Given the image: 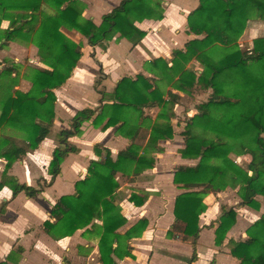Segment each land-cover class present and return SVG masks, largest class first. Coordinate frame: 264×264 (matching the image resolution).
<instances>
[{"label": "trees", "instance_id": "1", "mask_svg": "<svg viewBox=\"0 0 264 264\" xmlns=\"http://www.w3.org/2000/svg\"><path fill=\"white\" fill-rule=\"evenodd\" d=\"M83 6L79 0H0V13L27 10L39 14L37 23L10 20L8 28L0 32V47L10 40L29 41L37 47L40 61L47 66L29 69L25 74L31 84L27 91L13 89L0 98V128L21 133V136L0 133V158L5 160L0 189L7 185L12 196L20 191L33 196L42 188L41 184L34 187L19 182L7 171L47 136L55 118V89L65 83L81 56L79 44L61 31V24L66 23L83 35L91 46L103 47L116 34L136 44L145 33L134 22L161 19L164 11L159 0H120L96 25L81 15ZM251 17L264 21V0H198L186 16L187 32L194 37L183 49L173 52L171 65L163 58L151 61L159 69L154 75L166 78L169 89L160 88L157 79L141 73L134 79L122 77L108 94L110 102L103 103L98 111L86 107L74 114L70 128L59 132L61 145L52 151L48 164L50 181L46 185L60 173L64 157L77 152L68 138L81 134L84 121L91 119L94 126L103 129L116 126L117 132L131 142L115 159L108 149L94 147L98 158L89 160L85 176L74 182V192L60 196L52 206V220L43 223L47 234L61 238L90 225L99 235L100 264H117L114 256L132 257L127 240L139 235L147 221L142 218L124 233L117 231L126 218L115 204L119 186L116 174L135 177L153 167L155 160L149 150L161 151L163 148L157 141L173 137L171 118L180 97L174 89L188 95L208 90L210 93L196 105V112L184 120L181 131L184 146L178 152L183 158L197 159V163L180 165L173 174V183L184 191L174 198V219L165 236L195 240L200 230L199 215L206 209L203 198L228 186L239 185L240 202L259 209L258 197L264 200V49L243 50L236 43L220 45L215 40L217 33L238 38ZM191 60L202 64L200 72L186 67ZM15 71L14 63H2L0 80L9 79ZM13 82L11 78L5 86L13 87ZM151 106L159 108L155 119L143 109ZM145 132H148L147 142L142 148L135 140L144 138ZM233 150L250 155L246 169L231 159L229 154ZM129 200L135 205L144 202L136 193L130 194ZM235 216L234 207H221V214L215 220L216 245L223 243ZM94 219H99L101 224H95ZM245 233L244 240L228 239L230 255L238 264H264V210ZM195 258L193 251L187 263ZM6 259L12 261L10 254Z\"/></svg>", "mask_w": 264, "mask_h": 264}, {"label": "crops", "instance_id": "2", "mask_svg": "<svg viewBox=\"0 0 264 264\" xmlns=\"http://www.w3.org/2000/svg\"><path fill=\"white\" fill-rule=\"evenodd\" d=\"M79 1L84 5L81 15L91 19L96 25L100 24L103 14L109 12L120 2V0ZM197 3L198 0H165L161 19L144 18L134 22L145 33L136 44L116 34L112 39L105 41L103 47L91 46L83 35L72 29L71 32L76 31L83 37L81 56L65 83L55 89L56 101L53 105L55 118L49 132L36 149L29 150L21 159L13 162L7 171L19 182L34 187L41 184L42 188L33 196H27L23 191L12 196L11 189L7 185L0 189V262L4 261L6 264H100L97 230L88 225L86 228L76 230L72 235L54 238L44 231L43 223L46 220H52L50 210L56 200L62 195L74 192V182L85 176L89 160L98 158L94 152L95 146L108 149L111 157L115 159L118 152L125 149L131 141L118 133L116 126L103 129L101 126H94L91 119L84 121L81 125V135L69 137L71 142L75 143L72 145L77 147V152H69L64 157L60 164V173L49 185H46L50 181L48 164L52 151L61 145L59 132L70 128L72 117L78 110L88 107L98 111L103 103L110 102L108 94L113 91L122 77L134 79L138 73H141L157 79L160 88L169 89L166 78L161 79L154 75L155 72L159 73V69H155L151 61L163 58L169 61L168 65H171L173 52L183 49L185 43L194 37L187 32L186 16ZM17 12L20 13L22 10H7L0 13V17L2 16L0 32L8 28L10 20L15 19L14 13ZM249 32L253 38L256 34L259 36V31L256 32L254 28H251ZM13 46H20V44L10 40L5 46L0 47V61L4 59V56H9L7 54ZM192 61L196 60H191L186 65L187 68H192ZM1 65L2 63L0 67ZM42 66L45 65L42 64ZM89 69L90 71H87ZM98 76H100V82L96 84ZM16 88L27 91L30 85L26 80H19ZM173 91L179 96L183 93L175 89ZM179 100L175 105L179 104ZM143 109L151 119H155L159 111L156 106ZM173 111L175 113L171 118L173 137L157 141L163 148L161 151L149 150L155 160L153 167L143 170L135 177L127 178L115 192V204L120 207V213L126 218V222L117 231L124 233L142 218L146 219L147 225L139 235L127 240L131 247L132 257L124 256L119 259L114 256V260L117 264H135L134 259L137 256L138 264H152V255L155 253L172 259L173 264H238L237 259L229 253L227 241L229 238L234 240L246 238L245 229L250 224L246 225L242 214L236 213L235 223L227 231L223 243L220 245L214 243V228L217 225L215 220L221 214V207L228 209L233 206L226 198L227 190L210 192L203 198L206 209L199 215L200 230L195 240L181 241L165 236L168 226L174 219V198L184 191L173 183V174L180 165L192 166L197 163V159L183 158L178 152V149L184 146L181 135L184 117L181 121L176 107ZM145 133L144 138L135 140V143L141 145L142 148L147 142L148 132ZM75 159L83 161V164H78L81 165L83 173L77 177L73 176L78 167L74 162ZM4 164L5 160L0 158V175ZM118 174L122 175L117 173L116 179ZM132 193L139 194L144 198V202L141 205H135L129 200ZM117 196H121V199ZM1 207H3L2 210ZM239 210L240 212L246 211L244 208ZM258 211L261 213V210ZM250 212L248 211L249 214ZM253 214L251 212L250 215ZM258 216L256 215V218ZM94 223L99 225L101 221L94 219ZM210 223H213V226H209ZM158 231H160L159 235ZM162 236L165 238L162 242L186 248L190 254L158 245ZM139 251L143 255H139ZM193 251L196 252V258L187 263ZM8 254L12 261L6 259Z\"/></svg>", "mask_w": 264, "mask_h": 264}, {"label": "rangeland", "instance_id": "3", "mask_svg": "<svg viewBox=\"0 0 264 264\" xmlns=\"http://www.w3.org/2000/svg\"><path fill=\"white\" fill-rule=\"evenodd\" d=\"M159 1H161L162 7L165 6V0H159ZM178 1H181V0H178ZM170 6H171V3H170ZM11 11H14V10H11ZM14 15H15L14 16L15 19H13L14 21H19V20L23 19L26 21H32L34 23H37L38 19H39L38 12L30 13L27 10H22V12H20V13L19 12L14 13ZM250 27L254 28L256 30V32L259 31V34H258L259 36H257V34H256L253 38V35H251L249 32V31H251ZM60 29L63 32H65L71 39H73L75 42H77L79 44L80 48H81V46H83V42H84L83 37L80 34H78L76 31L71 32L73 28H71L70 26H68L66 23L63 22L60 26ZM215 40L220 45H230L232 43H236V44H238L239 48H241L243 50H245V49H264V21L261 19L255 18V17H251V19L248 20L247 25H246L245 29L243 30L242 34L238 38H233L229 35L217 33L215 35ZM14 41H16L18 44H20V46H13L12 50H10V52L7 54L9 56H4V59H1V61H0V63L8 62V63H14L16 65V71L13 72L9 78V79H11V78L14 79V82H13L14 84H13V87L10 85H9V87H7V86H5V84H7L9 82V79L4 78V79L0 80V87H1L0 88V98L5 97L10 91L15 89V86L18 85L19 80H26V81H28V84L31 85L29 79L25 75L26 73L29 72L30 68H32V67H47L46 65L42 66L43 63H41L37 53H35L37 47L33 43L26 41V40L23 41L21 39H16ZM40 63H41V65H40ZM95 66H96V63H95ZM191 66L194 70L197 71V73L200 72L203 68L202 64L199 63L198 61L197 62L192 61ZM87 71H90V69ZM97 79L98 80H97L96 84H98L100 82L99 81L100 76H98ZM4 87H6V89ZM209 93H210V90L204 91L201 93H196L194 95H188L187 93H182V95L180 96L179 104L175 105L176 109L179 111L177 113V115L180 118V120L182 121V118L184 117L183 118V121H184L186 116L192 114L193 112H196V108H195L196 105L200 102L205 101L208 98ZM55 101H56V99H55ZM55 101H54V103H55ZM54 103H53V105H54ZM1 132H5L8 134H12V135L16 134L17 136L18 135L21 136L20 132L14 130L12 128H0V133ZM79 135H81V134H79ZM79 135H77V136H79ZM71 141H72L71 138H68V142L75 145V143H73ZM229 156L231 157V159H233L234 162L238 163L241 167L246 169L247 163L250 160L249 154H244V153L236 152V150H233L230 152ZM74 162L77 163V165L83 164V161L76 160V159ZM65 169H66V167H65ZM82 173L83 172L81 170V165H78L77 172L73 176L77 177V176H80ZM127 178L129 179L130 177L118 174L117 179L119 181V185H122L123 181L126 180ZM163 184L165 185L166 182H164ZM170 185H171V183H170ZM238 187H239V185L234 186V187L228 186L224 190H227L226 198L229 200V203L231 205H233L232 207L237 209L236 213L239 212L240 214H242L241 216L245 220L244 222L247 225L248 223L250 224L256 218V215L257 216L259 215L260 211H258V210H261V213L263 212L264 200H263L262 196L258 197L259 203L261 206V209L259 207L258 210L253 209L247 205H243L240 202L241 200H240V197L238 194ZM117 198L121 199V196H117ZM224 205L228 206L229 204H224ZM240 208H244V209H246V211L240 212V210H239ZM248 211H251L254 214L250 215L251 212L249 214ZM256 211H258V212H256ZM239 219H240V217H239ZM238 223H239V221H238ZM159 232L160 231H158V235L160 234ZM160 238H161V241H159L158 245L160 244V246L167 247V248H175V249L179 250L180 252L190 254L189 250L187 251L186 248H181L179 246L175 247L172 244L162 242L165 239L163 236ZM138 254L143 255V253L141 251H139ZM142 258L143 257H141V259ZM138 259L139 258L136 256L134 259L135 264H138V262H139ZM91 262H93V261H91ZM151 263L152 264H173L172 259H170L168 257H164L160 254L156 255L155 253L152 255Z\"/></svg>", "mask_w": 264, "mask_h": 264}]
</instances>
